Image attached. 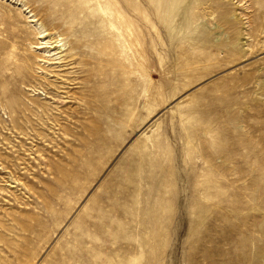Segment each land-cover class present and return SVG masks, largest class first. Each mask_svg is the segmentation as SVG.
Segmentation results:
<instances>
[{"label": "rangeland", "instance_id": "rangeland-1", "mask_svg": "<svg viewBox=\"0 0 264 264\" xmlns=\"http://www.w3.org/2000/svg\"><path fill=\"white\" fill-rule=\"evenodd\" d=\"M0 264H264V0H0Z\"/></svg>", "mask_w": 264, "mask_h": 264}, {"label": "bare ground", "instance_id": "bare-ground-1", "mask_svg": "<svg viewBox=\"0 0 264 264\" xmlns=\"http://www.w3.org/2000/svg\"><path fill=\"white\" fill-rule=\"evenodd\" d=\"M39 34H41V35L39 36V38H44V37L47 35V34H45V32H42V31H40Z\"/></svg>", "mask_w": 264, "mask_h": 264}]
</instances>
